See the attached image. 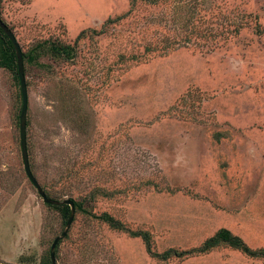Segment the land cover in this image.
I'll return each instance as SVG.
<instances>
[{"label":"rangeland","instance_id":"obj_1","mask_svg":"<svg viewBox=\"0 0 264 264\" xmlns=\"http://www.w3.org/2000/svg\"><path fill=\"white\" fill-rule=\"evenodd\" d=\"M24 51L74 43L75 61L26 72L29 158L76 207L57 264H264L239 249L152 257L141 237L92 217L108 212L163 252L221 228L264 248V0H0ZM20 88L0 66V264H47L66 227L22 159Z\"/></svg>","mask_w":264,"mask_h":264},{"label":"trees","instance_id":"obj_2","mask_svg":"<svg viewBox=\"0 0 264 264\" xmlns=\"http://www.w3.org/2000/svg\"><path fill=\"white\" fill-rule=\"evenodd\" d=\"M90 32L94 35H100L103 32V30H97V29L83 30L77 36L74 43H65L59 39H45V40L37 41L36 43L32 44L27 51L23 50L24 51L25 75H26V72H28L32 66H36L40 68L41 70L46 71L47 73H53L55 69L54 64L44 61L45 58H51L55 62H59L63 60L75 61L79 53L78 43L80 39ZM0 66L12 72L14 79L18 87L20 88V95L22 99L16 49L12 41L10 40L9 36L5 33V31L1 27H0ZM20 114H21V109H20L19 114L17 115V123L19 127H20ZM29 125H30V119L27 116V140L29 139V134H28ZM28 148H29V145H28ZM30 163H31V168L33 170V163L31 159H30ZM33 173H34V170H33ZM43 188L49 197L57 199V200H61V198L50 195V193L46 190L44 186ZM111 195H112L111 192L103 188L96 187V188H93L88 194L84 195L81 198V200H77V199H73V200L75 202V206L77 208L82 209V207L84 206L86 202H94L99 196L110 197ZM48 205L50 207L59 209L62 213V217L65 219L64 222L65 223L67 222L69 215H70V211H71V206L69 204H48ZM84 210L86 211V213L90 214L92 217H95L97 219H100L106 222L114 229L126 231L133 237H141L146 245L147 252L152 257L158 258L162 261H167L172 257H183L187 255L206 253L212 250L213 248L219 245H222V244L239 249L251 257L264 259V248L255 249V248L250 247L244 241L242 237L234 234L228 228L219 229L214 235L207 238L202 243V245L198 247H193V248L185 249V250H179L177 248H169L163 252H157L153 248L152 236L148 231L130 229L125 225L123 221H121L120 219L116 218L115 216H113L112 214L108 212L96 214L87 208ZM60 242L61 240L58 242L57 247H56V260L59 255L58 248H59ZM48 259L49 260L47 264H52L51 250L49 252Z\"/></svg>","mask_w":264,"mask_h":264},{"label":"water","instance_id":"obj_3","mask_svg":"<svg viewBox=\"0 0 264 264\" xmlns=\"http://www.w3.org/2000/svg\"><path fill=\"white\" fill-rule=\"evenodd\" d=\"M0 27L5 31V33L9 36L10 40L12 41L17 54V60H18V73L20 78V85H21V92H22V108H21V114H20V143H21V150H22V159L24 162V169L25 172L30 179V181L33 183V185L36 187L39 194L42 196L45 203L48 204H69L71 206V211L69 218L66 223V227L63 230L62 234L57 236L52 245H51V259L52 264H57L56 260V247L58 242L65 238L69 230L71 228V225L74 221V217L76 214V206L75 202L71 198H67L64 200H57L54 198H51L47 195L46 191L44 190L43 186L33 173V170L31 168L30 158H29V150H28V140H27V116H28V110H29V91H28V85L25 75V65H24V51L22 49L21 44L19 43L14 31L10 28V26L1 18L0 16Z\"/></svg>","mask_w":264,"mask_h":264}]
</instances>
